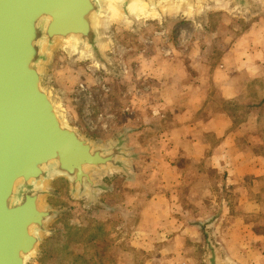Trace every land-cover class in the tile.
<instances>
[{
  "label": "clouds",
  "instance_id": "clouds-1",
  "mask_svg": "<svg viewBox=\"0 0 264 264\" xmlns=\"http://www.w3.org/2000/svg\"><path fill=\"white\" fill-rule=\"evenodd\" d=\"M89 4L87 34L34 24L38 91L93 159L15 179L42 215L21 264H264V0Z\"/></svg>",
  "mask_w": 264,
  "mask_h": 264
},
{
  "label": "water",
  "instance_id": "water-1",
  "mask_svg": "<svg viewBox=\"0 0 264 264\" xmlns=\"http://www.w3.org/2000/svg\"><path fill=\"white\" fill-rule=\"evenodd\" d=\"M89 9V0H0V264H21L19 251L30 250L34 243L27 226L42 219L31 195L9 209L15 179L19 177V185L23 176H39L37 165L57 155L70 172L93 159L74 134L59 129L50 104L38 91V76L28 67L37 58L32 41L40 36L34 28L40 15L54 17L50 37L72 31L87 34L84 16ZM40 19L46 22L48 17ZM43 203L41 197L37 204Z\"/></svg>",
  "mask_w": 264,
  "mask_h": 264
},
{
  "label": "rangeland",
  "instance_id": "rangeland-1",
  "mask_svg": "<svg viewBox=\"0 0 264 264\" xmlns=\"http://www.w3.org/2000/svg\"><path fill=\"white\" fill-rule=\"evenodd\" d=\"M194 98V97H193ZM228 110V112H231L234 116L237 112V109L232 106V105H229L228 104V108L226 109ZM89 135H95V134H92L90 133ZM56 192L58 194H61V193H66V190L68 188V184L65 180H59V181H56ZM118 183V181H117ZM50 203H53L54 205L56 206H60V201L57 199V200H53V201H49ZM61 219L65 222V226L67 227V219H68V213H64L62 216H61ZM99 231V230H98ZM80 234L78 233H73L71 229H69V241H74V240H77V239H80ZM96 239V236H92L90 238V240H95ZM51 250H49L47 253H46V257H49L51 256ZM101 256L103 255V253H99Z\"/></svg>",
  "mask_w": 264,
  "mask_h": 264
},
{
  "label": "crops",
  "instance_id": "crops-1",
  "mask_svg": "<svg viewBox=\"0 0 264 264\" xmlns=\"http://www.w3.org/2000/svg\"><path fill=\"white\" fill-rule=\"evenodd\" d=\"M196 100H197V98L194 97V98H193V102L195 103ZM222 108H223V110H224L225 112H228V110H226V109L228 108V104H222ZM225 126H227V125L225 124Z\"/></svg>",
  "mask_w": 264,
  "mask_h": 264
}]
</instances>
